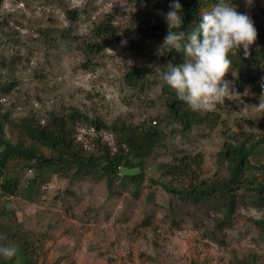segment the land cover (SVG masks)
Here are the masks:
<instances>
[{
	"label": "rangeland",
	"instance_id": "obj_1",
	"mask_svg": "<svg viewBox=\"0 0 264 264\" xmlns=\"http://www.w3.org/2000/svg\"><path fill=\"white\" fill-rule=\"evenodd\" d=\"M226 2L250 15L257 33L262 32L264 0ZM167 11L162 0H0V102L13 118L36 114L45 120L52 112L77 108L108 124L119 119L159 125L164 134L157 151L146 159V180L138 191L133 184L123 185L120 175H113L111 184L105 175L82 177L71 169L66 174L43 170L36 176L34 168L20 166L15 173L24 190L11 196L0 192L8 210L4 221L45 234L53 253L70 264H139L141 252L162 264H192L193 258L206 254L212 264H238L244 259L264 264V208L241 205L233 225L213 234L220 214L207 206L187 208L163 184L181 185L180 181L160 170V164L172 162L176 153L200 154L198 179L220 175L225 169L218 156L223 133H263L264 110L256 105L264 92V74L242 92L235 86L239 94L231 100L202 111L220 120L216 127L203 124L184 134L166 117L158 74H151L153 86L143 91L123 81L131 66L152 70L148 63L162 42L138 45L132 35L124 34L91 57L79 43L96 23L112 22L120 30L145 27L158 20L165 23L159 13ZM236 77L231 66L225 79L235 85ZM8 86L10 91L3 92ZM77 133L85 150L100 153L97 138L116 150L110 130L79 123ZM27 183L33 186L30 193Z\"/></svg>",
	"mask_w": 264,
	"mask_h": 264
},
{
	"label": "trees",
	"instance_id": "obj_2",
	"mask_svg": "<svg viewBox=\"0 0 264 264\" xmlns=\"http://www.w3.org/2000/svg\"><path fill=\"white\" fill-rule=\"evenodd\" d=\"M179 2L183 9L181 30L187 32L195 22L200 21V14L210 10L218 0ZM170 3L171 0H162V6L167 10ZM124 34L132 35L131 40L138 45L148 40L163 42L167 34V24L158 20L145 27L137 25L132 29L120 30L112 22L102 21L96 23L90 36L81 39L79 43L84 53L91 57L92 54L112 46ZM229 58L237 72L236 89L242 92L264 74V29L258 34L256 44L250 46L248 57L244 56L241 48L238 51L233 49ZM169 61L173 64L184 63L183 52L173 50L167 56L159 58L155 55L148 64L164 65ZM152 73L148 68L131 66L125 71L123 81L128 87L143 91L145 87L153 86ZM9 86L2 88L3 92H9ZM162 93L168 107L166 117L171 124L177 125L178 131L186 134L196 126L209 124L214 128L219 124L220 120L211 116L208 111H191L164 82ZM79 123H86L97 130L113 132L116 137V150L113 151L111 146L101 142V138L94 142L100 147V153L83 149L77 139ZM159 127L144 121L135 125L127 124L119 119L108 124L99 117L90 118L77 108L61 113L52 112L45 120L37 118L36 114H27L16 119L2 108L0 102V192L11 196L24 190L20 177L15 173L20 166L34 168L36 176L43 170L50 171L51 174H66L71 169L77 174L81 172L82 177L105 175L111 184L114 181L112 176L120 175L123 185L133 184L138 191L139 185L146 180V159L162 143L164 134ZM223 136V146L218 156L225 163V169L218 176L198 179V170L203 162L200 154L188 156L176 153L172 162L160 164L164 175L173 180L177 179L181 184L165 182V189L184 201L187 208L207 206L220 214V218L215 220L213 234H217L218 229L222 231L233 225L241 205L264 208V128L262 134L226 131ZM172 179L170 181L173 182ZM33 180L34 178L31 179ZM32 187V183H27L26 192L30 193ZM7 215L8 210L2 205L0 198V237H5L0 239V245L12 244L18 249L16 257L11 260L0 257V264H70L65 261L66 257L53 253L52 245L48 244L45 234L34 233L5 222ZM201 256L193 258L191 263L212 264L210 255L206 254L203 258ZM139 264L162 263L156 256L146 257L145 252H141ZM238 264L258 263L256 260L244 259Z\"/></svg>",
	"mask_w": 264,
	"mask_h": 264
},
{
	"label": "clouds",
	"instance_id": "obj_3",
	"mask_svg": "<svg viewBox=\"0 0 264 264\" xmlns=\"http://www.w3.org/2000/svg\"><path fill=\"white\" fill-rule=\"evenodd\" d=\"M253 0H246L251 4ZM167 24V34L154 55L167 56L173 50L183 52L185 62L164 65L149 64L152 72L175 92L191 111H206L216 103L231 100L239 93L233 81L225 79L232 61L229 58L233 49H243L245 57L250 55V46L257 40V29L251 16L237 11L233 3L218 0L210 10L203 11L201 19L187 31L181 30L183 9L179 0H171L169 11L159 13ZM131 61L129 64L131 65ZM264 88V78L261 81ZM264 110V92L256 105ZM5 239V237H0ZM18 249L12 244L0 245V257L11 260Z\"/></svg>",
	"mask_w": 264,
	"mask_h": 264
}]
</instances>
